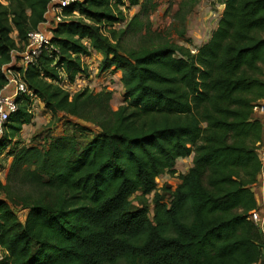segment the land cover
I'll return each instance as SVG.
<instances>
[{
  "label": "trees",
  "instance_id": "16d2710c",
  "mask_svg": "<svg viewBox=\"0 0 264 264\" xmlns=\"http://www.w3.org/2000/svg\"><path fill=\"white\" fill-rule=\"evenodd\" d=\"M220 1L218 25L197 48L121 49L118 33L141 25L138 10L117 27L125 9L152 12L151 0H83L64 10L52 29L57 52L44 51L23 77L52 111L93 122L84 114L92 101L104 124L82 148L62 135L19 152L14 166L37 193L25 198V220L0 197V264H264V235L250 218L263 169L254 106L264 99V0ZM49 2L0 0V90L2 66L40 27ZM92 51L102 55L99 73L121 72L117 109L110 92L72 94L59 84L63 73L69 83L85 75ZM31 108L29 96L19 99L0 156L31 122ZM189 156L178 185L158 190V176Z\"/></svg>",
  "mask_w": 264,
  "mask_h": 264
},
{
  "label": "rangeland",
  "instance_id": "374dc122",
  "mask_svg": "<svg viewBox=\"0 0 264 264\" xmlns=\"http://www.w3.org/2000/svg\"><path fill=\"white\" fill-rule=\"evenodd\" d=\"M188 2L189 0H151V3L147 6L150 7L152 4H156V8L152 12H146L147 14L139 7L126 8V18L120 24L118 23L117 27L122 24L125 26L126 23L130 22L138 10L141 11H139L141 25L137 23L130 31L118 33L121 49H139L166 41L192 48L199 47L217 27L225 6L220 0H200L193 7H190ZM15 33H13V36H16ZM83 59L87 69L86 74L81 77L84 85H70L66 78L68 83L64 84L63 87L70 90L72 94L78 90H83L84 87L89 88L93 92L92 94L110 92L111 98L107 104L109 108L117 109L125 99L124 89L118 81V73L121 72L110 69L99 73L98 67L102 55L97 52L92 51L89 57H83ZM31 109L33 114L31 122L23 126L19 137L9 143L0 156V179L6 185L5 189L0 190V197L11 198L9 200L17 208L22 220H25L27 214V210L23 208L25 198L35 195L37 189L28 183L26 172L22 174L14 166L18 161L19 152L23 148L35 146L45 149L57 137L62 135H70L77 143L78 148H82L100 131V127L97 125L102 121L97 116L96 106L92 101L89 102L84 114L90 116L93 122L70 116L64 111L54 112L46 106L45 100L41 98L32 105ZM107 110L108 108H106ZM262 118L264 119V116ZM259 149L258 154L264 162V143L260 145ZM192 161L193 156L178 158L173 168L174 172L169 171L158 176L157 189L163 191V186L169 185L172 188L177 186L181 181L180 175L188 171L192 166ZM262 177H264V173ZM263 181V178L261 181L258 179V184L254 185L253 190L255 196H257L258 209L264 213ZM138 194L140 192L135 193L133 198ZM148 198L150 203L153 195H149ZM165 201L170 202V194L167 193Z\"/></svg>",
  "mask_w": 264,
  "mask_h": 264
},
{
  "label": "built area",
  "instance_id": "2783aa9c",
  "mask_svg": "<svg viewBox=\"0 0 264 264\" xmlns=\"http://www.w3.org/2000/svg\"><path fill=\"white\" fill-rule=\"evenodd\" d=\"M82 1L83 0H50L44 14V21L41 23L40 27L27 33V40L22 48L11 50L10 62L3 65L1 68L2 73L6 77V84L0 90V138L5 133L6 124L10 116L18 110L20 98L29 96L33 102L32 105L40 99V97L29 88L23 77V70L37 63L44 51L57 52V48L52 42V29L56 23L65 17L64 10L67 7ZM82 75L84 74L79 73L73 83L69 84H74L75 86L84 85V83H82ZM62 76L63 79L59 82L61 86L68 83L66 82V74L63 73ZM254 114L260 118L264 116V99L254 106ZM261 115L263 116L261 117ZM250 218L259 226L264 235V213L257 208L250 212Z\"/></svg>",
  "mask_w": 264,
  "mask_h": 264
},
{
  "label": "crops",
  "instance_id": "0c3cea01",
  "mask_svg": "<svg viewBox=\"0 0 264 264\" xmlns=\"http://www.w3.org/2000/svg\"><path fill=\"white\" fill-rule=\"evenodd\" d=\"M221 6H223L222 4H220ZM204 43V42H203ZM202 43V44H203ZM118 81L121 83V81H120V77H121V73L119 74L118 73ZM122 85V84H121ZM263 143H264V130H263ZM258 150H260V149H258ZM261 173L263 174L264 173V162H263V169H262V171H261ZM259 174V181H261L262 180V178H263V180H264V177H262V174ZM263 184H264V181H263ZM255 188H256V186H255ZM257 197V196H256Z\"/></svg>",
  "mask_w": 264,
  "mask_h": 264
}]
</instances>
